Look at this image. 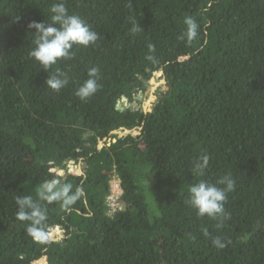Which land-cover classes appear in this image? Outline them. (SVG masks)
Here are the masks:
<instances>
[{
    "label": "trees",
    "instance_id": "16d2710c",
    "mask_svg": "<svg viewBox=\"0 0 264 264\" xmlns=\"http://www.w3.org/2000/svg\"><path fill=\"white\" fill-rule=\"evenodd\" d=\"M55 2L0 0V264H264V0H64L99 39L47 73L29 56L28 24L48 22ZM186 17L198 24L192 41L181 38ZM93 67L98 90L81 100ZM160 69L167 89L151 112L117 109L139 104ZM57 71L68 79L59 92L45 85ZM119 128L139 134L111 135ZM71 161L86 163L82 176ZM226 175V216L198 217L189 187H224ZM114 177L121 208L108 215ZM53 178L80 190L70 210L39 200ZM28 195L46 209L44 241L16 219L15 198Z\"/></svg>",
    "mask_w": 264,
    "mask_h": 264
},
{
    "label": "clouds",
    "instance_id": "9594fccd",
    "mask_svg": "<svg viewBox=\"0 0 264 264\" xmlns=\"http://www.w3.org/2000/svg\"><path fill=\"white\" fill-rule=\"evenodd\" d=\"M50 11L51 17L48 22L32 21L28 24L29 29H34L32 31L34 34V47L29 52V56L47 73L59 61L71 59L74 46L89 47L94 45L99 39L98 33L92 30L80 16L69 14L64 0L53 3ZM184 23L186 29L181 38L192 41L197 37L198 24L192 17H186ZM138 30L139 26L134 23L132 31ZM149 48L152 49V46L150 45ZM147 58L149 60L153 59L152 56H148ZM98 72L99 69L95 67L88 70V79L79 86L75 93L79 99L86 100L97 92L99 87ZM67 83L68 79L59 71L55 74H49L45 80V85L55 92H59ZM138 107L140 108V106ZM81 163L75 166L72 164L68 172L72 174V170L77 171L80 169L83 173L84 168L80 167ZM207 166L208 157L204 156L202 162L196 165L195 172L203 175ZM59 172L62 174H59ZM63 173L64 171L57 172L58 175H63ZM112 180L109 182L110 190ZM217 183L224 185V187H217V184L209 183L206 180H201L189 187L187 203L195 209L198 217L207 216L212 219L221 220L226 216L225 202L227 200V193L234 189L235 181L231 176L226 175ZM37 195L40 201H44L47 204L60 202L62 208L70 210V206L81 196V192L79 189L73 192L71 184L62 183L60 178H53L46 180L40 185ZM15 203L18 208L16 219L21 222H28L26 228L27 234L36 241H44L46 239V209L42 208L30 195L17 196ZM120 208L121 203L117 210H120ZM107 214L112 215L108 213V210ZM205 234L207 235V232ZM212 244L221 249L225 247V243L219 237L213 238Z\"/></svg>",
    "mask_w": 264,
    "mask_h": 264
},
{
    "label": "water",
    "instance_id": "95a60500",
    "mask_svg": "<svg viewBox=\"0 0 264 264\" xmlns=\"http://www.w3.org/2000/svg\"><path fill=\"white\" fill-rule=\"evenodd\" d=\"M155 78H161V79L159 80V82H156ZM158 86H161L163 88V90L167 89V87L165 85V80L163 78V70L162 69H160L159 71L154 72L153 73V77H151L149 79L148 84L146 85V87H147L146 93L148 94V97L145 100V102L143 103V106L140 107V110L143 113L151 112L152 105L155 102L157 96H159V95H157V96L154 95V91H155V89ZM136 99L139 101L140 97H137ZM124 103H125V98L117 103V105H116L117 109L118 110H123V107H121V106L124 105ZM130 105H131V110H133L135 108H139L137 102H132ZM113 134H116L118 137H123V136H126V135L135 136V135L139 134V131L137 129L128 130V129L119 128L117 130L112 131L111 135H113ZM103 140L105 141L106 139H103ZM113 141H115V140H113ZM102 142L103 141L98 142L97 149H100L102 147ZM72 164H73V162L71 161L69 163V168L70 169L72 167ZM80 167L81 168H85L86 167V163L82 162L80 164ZM78 169H79V167H78ZM75 171L72 170V174L73 175L78 176V177L83 175V173L81 172L80 169L77 170L79 172L78 175H77V173ZM54 230H57L58 234H54L52 232ZM48 235H49V240L53 242V241L61 240L63 235H64V232L58 226L57 227H50L49 230H48ZM38 261H41V263H39ZM32 264H47V260L44 257H37V258H35L33 260Z\"/></svg>",
    "mask_w": 264,
    "mask_h": 264
},
{
    "label": "built area",
    "instance_id": "2783aa9c",
    "mask_svg": "<svg viewBox=\"0 0 264 264\" xmlns=\"http://www.w3.org/2000/svg\"><path fill=\"white\" fill-rule=\"evenodd\" d=\"M120 196H121V188L117 178H114L111 183L110 194L107 197V207L108 213L112 214L120 207Z\"/></svg>",
    "mask_w": 264,
    "mask_h": 264
},
{
    "label": "rangeland",
    "instance_id": "374dc122",
    "mask_svg": "<svg viewBox=\"0 0 264 264\" xmlns=\"http://www.w3.org/2000/svg\"><path fill=\"white\" fill-rule=\"evenodd\" d=\"M161 78H155V81L156 82H159V80H160ZM146 90H147V87L144 89V91L143 92H138L137 93V95L135 96V99L137 98V97H140V100L138 101L139 102V105L138 106H143V103L145 102V100L147 99V97H148V94L146 93ZM161 90H163V88L161 87V86H158L156 89H155V91H154V95H156L157 93H158V91H161ZM137 100V99H136ZM127 106H130V104H128V103H124V105H122L121 107H127ZM73 169H75V168H73ZM59 174H62V173H60L59 172ZM56 234H58V232L56 231Z\"/></svg>",
    "mask_w": 264,
    "mask_h": 264
}]
</instances>
